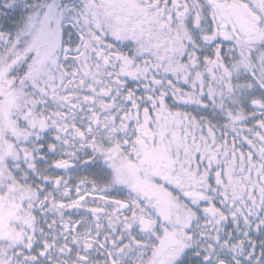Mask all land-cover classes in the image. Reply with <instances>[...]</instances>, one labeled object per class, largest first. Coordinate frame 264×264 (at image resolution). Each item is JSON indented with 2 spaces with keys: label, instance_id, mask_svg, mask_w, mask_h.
<instances>
[{
  "label": "snow or ice",
  "instance_id": "snow-or-ice-1",
  "mask_svg": "<svg viewBox=\"0 0 264 264\" xmlns=\"http://www.w3.org/2000/svg\"><path fill=\"white\" fill-rule=\"evenodd\" d=\"M0 264H264V0H0Z\"/></svg>",
  "mask_w": 264,
  "mask_h": 264
}]
</instances>
